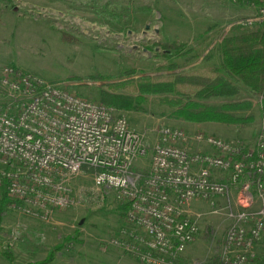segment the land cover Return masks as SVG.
Instances as JSON below:
<instances>
[{
  "label": "rangeland",
  "instance_id": "obj_1",
  "mask_svg": "<svg viewBox=\"0 0 264 264\" xmlns=\"http://www.w3.org/2000/svg\"><path fill=\"white\" fill-rule=\"evenodd\" d=\"M252 6L231 0H0V69L11 66L52 84H66L76 94L100 103L104 84L146 76L185 74L212 75L218 67V49L224 38L251 31L261 24L242 22L256 16ZM177 42L186 46L187 57L164 58L154 43ZM199 54L198 58L192 56ZM176 69H170L171 65ZM173 70V71H171ZM99 75L102 81L91 77ZM232 98H212L199 103L223 105L250 102L251 109L234 112L253 118L244 125L194 124L182 120L177 109L159 105L160 96H144L130 111H119L142 138L146 154L133 163L132 172L145 174L152 146L163 126L189 133L214 135L243 147H252L264 135L261 98L236 84ZM119 94L126 95L123 91ZM135 97V95H134ZM94 172L85 170L72 180L74 205L48 217L30 216L7 199L0 221V264H27L44 260L59 245L52 264H142L112 245L125 227L124 202L113 191H97ZM213 204L194 201L189 213L199 227L190 262H221L225 234L230 223L227 201ZM260 201L255 199L253 210ZM8 256H11L10 259ZM264 259V234L248 260Z\"/></svg>",
  "mask_w": 264,
  "mask_h": 264
},
{
  "label": "built area",
  "instance_id": "obj_2",
  "mask_svg": "<svg viewBox=\"0 0 264 264\" xmlns=\"http://www.w3.org/2000/svg\"><path fill=\"white\" fill-rule=\"evenodd\" d=\"M246 1L257 13L242 24H264V0ZM145 154L141 136L113 108L66 84L0 69V195L5 190L25 214L45 218L74 205L72 180L91 170L97 191L128 205L113 246L142 264H200L184 256L199 233L189 205L226 200L235 190L221 264H247L264 234V135L243 147L163 126L147 172H132Z\"/></svg>",
  "mask_w": 264,
  "mask_h": 264
},
{
  "label": "trees",
  "instance_id": "obj_3",
  "mask_svg": "<svg viewBox=\"0 0 264 264\" xmlns=\"http://www.w3.org/2000/svg\"><path fill=\"white\" fill-rule=\"evenodd\" d=\"M237 4L249 5L246 0H237ZM186 46L177 42L154 43V50L159 51L164 58L187 57L189 51ZM221 62L218 67L208 70L212 75L185 74L183 72L138 77L133 79L135 71L125 72L127 78L118 83L104 84L107 88L100 92V103L113 107L119 111H130L144 96H160L159 105L177 109L178 116L188 123H220L225 125H244L253 118L237 117L233 113L251 109L250 102H240L223 105L199 103L212 98H232L240 93L236 84L247 88L252 94L261 98V115L264 116V24L254 30L224 38L218 46ZM199 54L192 56L198 58ZM171 65V64H170ZM171 65L170 69H176ZM173 71V70H171ZM102 81L99 75L91 77ZM126 93L119 94L117 91ZM135 95V97H134ZM264 185V178H263ZM6 192L0 195V221L3 208L7 205ZM9 200V199H8ZM20 207V204L17 203ZM127 210L128 205H122ZM63 246L52 249L47 257L39 262L27 264H52L55 254L61 253ZM10 259L11 256H8ZM207 264H221L218 260H211ZM247 264H264V259H250Z\"/></svg>",
  "mask_w": 264,
  "mask_h": 264
},
{
  "label": "crops",
  "instance_id": "obj_4",
  "mask_svg": "<svg viewBox=\"0 0 264 264\" xmlns=\"http://www.w3.org/2000/svg\"><path fill=\"white\" fill-rule=\"evenodd\" d=\"M192 244H190L187 249H186V252H185V258H192V253L189 251L190 250V247H191Z\"/></svg>",
  "mask_w": 264,
  "mask_h": 264
}]
</instances>
